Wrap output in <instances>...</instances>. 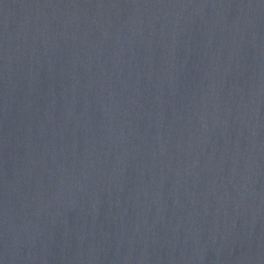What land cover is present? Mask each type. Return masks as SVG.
Returning <instances> with one entry per match:
<instances>
[{"label": "water", "instance_id": "95a60500", "mask_svg": "<svg viewBox=\"0 0 264 264\" xmlns=\"http://www.w3.org/2000/svg\"><path fill=\"white\" fill-rule=\"evenodd\" d=\"M0 264H264V0H0Z\"/></svg>", "mask_w": 264, "mask_h": 264}]
</instances>
